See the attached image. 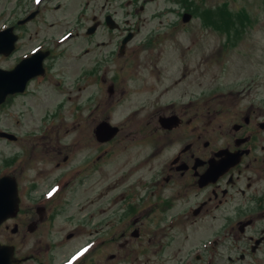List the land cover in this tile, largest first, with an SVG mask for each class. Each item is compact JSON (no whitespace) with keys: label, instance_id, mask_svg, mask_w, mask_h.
I'll return each mask as SVG.
<instances>
[{"label":"flooded vegetation","instance_id":"obj_1","mask_svg":"<svg viewBox=\"0 0 264 264\" xmlns=\"http://www.w3.org/2000/svg\"><path fill=\"white\" fill-rule=\"evenodd\" d=\"M201 1H179V20L175 22V9L169 7L174 0H0V71L13 73L12 80L25 81L22 91L9 93L0 103V116L7 111L8 117L14 118L15 111L19 112L12 127L0 128V140L6 142L8 151L0 177L16 178L20 196L18 215L0 226V243L14 248L13 257L18 264H80L87 258L84 254L74 256V202H59L63 190L74 183V173L79 176L83 172L77 167L61 173L44 188L43 182L31 175L40 167L46 170L48 162L42 157L52 153L49 164L54 172L62 166L55 159L61 151L58 149L57 153L52 145L51 134L59 125L64 106H49L39 97L45 91H52V96L57 97L66 81L74 92V76L71 78L63 70L69 66L74 70V63L79 65L86 58L89 71L78 80L100 78L106 83L108 78L125 81L127 77L131 84L137 83L135 93L118 90L122 101L114 102L112 111L131 110L123 127L131 121L128 132L139 141L134 148L141 152L142 142L146 141L151 145L149 158L158 162L150 179L139 181L145 186L141 199L142 191H138L127 201L131 210L126 211L127 205L122 203L125 193L109 198L108 206L101 209L106 216L104 225L115 215L120 216L119 221L126 220L127 213L132 214L137 208L131 221L141 224L145 216L152 217L150 220L157 226L163 225L161 235L159 229L154 230L152 241L161 242L164 237L173 241L174 236L167 234L168 227L189 224L188 231L198 227L201 239L190 246L181 264H196L195 260L197 264H264V107L235 109V115L240 116L230 127H224L221 133L225 136L214 133L208 140L206 127L215 116L209 118L204 110L208 100L205 87L199 82L198 88H186L191 87L184 83L190 72L187 65L177 79L160 73L159 65L163 66L165 59L158 57L159 46L166 36L194 20ZM161 18L168 22L164 28L158 26L149 31L145 27L151 20L162 23ZM178 45L185 47L181 46V50ZM74 46L82 47L75 55ZM176 46L173 52L176 54L174 49H179L181 55L185 54L184 49L191 48L185 43ZM143 53L152 57L142 62ZM114 85L108 89L111 97L116 93ZM180 86L185 87L182 96L168 97L169 91ZM101 122L93 127V135L101 144V156L111 161V154L116 151L113 144L122 128L116 126L117 135L100 143L96 129ZM34 175L51 176L50 172ZM22 178L30 180L25 185ZM120 186L118 182L116 190ZM51 193L56 194L52 197ZM113 204L118 213L109 212ZM10 224L14 239L4 240L1 232ZM121 232L140 237L138 228ZM189 235L185 230L186 241ZM167 246L163 241L160 244L163 251Z\"/></svg>","mask_w":264,"mask_h":264},{"label":"rangeland","instance_id":"obj_2","mask_svg":"<svg viewBox=\"0 0 264 264\" xmlns=\"http://www.w3.org/2000/svg\"><path fill=\"white\" fill-rule=\"evenodd\" d=\"M179 1L181 0H174L169 4L170 8L175 9L172 15L175 22L179 20L177 12L181 9ZM143 17H147L146 14ZM160 20L162 23L151 20L145 27L149 28V31L155 30L158 26L164 28L168 22L166 18ZM165 39L162 46H159L161 54L158 57L165 59L163 66L159 65L162 70L160 73L173 75L174 79H177L185 73L183 68L187 65V70L190 72L184 83L191 87L186 88L191 90L195 88L193 85L198 88L199 82L205 87L208 100L204 110L209 118L215 116L212 118V124L206 127L208 140L214 136V133L217 137L225 136L221 131L224 127H230L234 119L240 116L235 115V109L242 110L249 105L264 107V0H203L194 20L166 36ZM178 43H185L191 48L184 49L185 54L182 53V55L179 54V49H174L175 54L173 48ZM181 46L184 45L176 47L181 48ZM81 48L76 49L74 46L72 53L74 52L75 55ZM69 57L72 58V56ZM150 57L152 55L149 56L147 53L140 56L142 62ZM112 68L111 65L110 72ZM71 69L70 66L66 67L63 72L71 78L74 76V92H71L72 87L66 81L63 91L59 92L57 97L52 96L54 95L52 91H45L46 94L39 97L49 106H56L59 103L64 106L59 125L55 133L51 134L52 145H55L57 153L58 149L61 151V155L57 154L55 159H59L62 166L54 172L53 166L49 164V157L54 154L52 153L49 157L43 156L41 148L40 154L48 165L45 167L46 170L40 167L37 171L31 172L32 179L36 177L37 181H42L43 187L46 183L53 182L61 173H68L77 167L83 172H80L79 176H74V183L63 190L62 199L59 200V202L66 200L74 202V252L85 248L87 256L80 264H181L190 246L199 243L201 239L197 226L191 228V231H188L186 227L189 224L168 227L167 234L174 238L173 241L168 240L167 237L162 239L168 245L163 251L160 248L161 239L151 240V237L154 238V230L160 231L163 225L157 226L150 220L152 217L145 216L141 219V224L131 221L138 213L137 208H133L134 213H127L126 220L119 221L120 216L115 215L110 217L111 221L108 225H104L106 216L101 209L108 206L109 198L125 193L122 203L127 205L126 211L131 210L132 207L127 204V201L131 196L139 194L138 191H142L139 197L141 199L145 193V188L142 187L145 186L139 184V181L144 183L145 180H149L155 165L158 164L157 161L149 158L151 145L146 141L142 142L141 152L134 148L139 141L128 132L131 129L129 126L132 125L131 121L123 127L131 110L112 111L113 103L122 101L118 90L122 88L126 91L133 90L135 93L137 83L131 84L127 81V77L125 81H113L108 78L106 83H102L100 78L89 79V81L78 80L82 73L89 71L87 58L79 65L74 63V70ZM100 73H103V67ZM204 73L205 76H201ZM111 74L109 73L110 76ZM127 74L131 73L127 71ZM112 83L115 84L114 97H111L108 92ZM79 87L83 90L78 91ZM184 89V86H180L169 91L168 97L178 98L182 96ZM218 95L225 97L220 99L217 98ZM222 99L224 103L220 101ZM32 104L35 105L36 102ZM37 104L40 106L38 101ZM215 111L219 113L215 115ZM18 113V110L15 111L14 118H9L7 111L1 114L0 128L3 127L2 130H5L9 126L12 127V122L19 119ZM108 117L112 125L122 128L113 144L116 151L111 154L113 158L111 161L101 156L99 151L101 144L97 143L93 135L95 124ZM143 137L146 136L143 135ZM7 153L6 142L0 140L2 171H5V161L2 160H5ZM120 155L122 158L119 157ZM66 157L68 160L65 162ZM47 172L51 174L49 178L34 175H46ZM22 180L26 185L30 179L22 178ZM116 182H121L118 190H116ZM114 208L115 204L110 206L109 212L118 213L119 211ZM89 212L91 214L88 216ZM12 227L13 225L10 224L9 229H3L5 231L1 232L4 240L14 239L11 233ZM68 228L71 227L68 226ZM135 228L140 230V237H132L129 233L121 235L122 229L130 232ZM185 230L190 234L188 241L185 238ZM96 235H99L98 238L101 239H98ZM156 248L157 251L154 252ZM21 250L24 251L23 248ZM192 260L195 258L193 257ZM193 263L198 262L195 260Z\"/></svg>","mask_w":264,"mask_h":264},{"label":"water","instance_id":"obj_3","mask_svg":"<svg viewBox=\"0 0 264 264\" xmlns=\"http://www.w3.org/2000/svg\"><path fill=\"white\" fill-rule=\"evenodd\" d=\"M188 20H189L188 18L185 19V21ZM27 64L29 65L30 63ZM12 74L13 73L0 71V103H2L5 100L6 95H8L9 93L22 91L24 88L23 84L25 83V81L24 82L22 81L20 83L16 79L12 80L10 77L12 76ZM27 77H29V75H25V78ZM8 79H11L10 82L8 81ZM118 130L119 129L117 127H114L109 122L104 121L97 127L96 137L101 142L108 141L117 135ZM19 202L20 199L18 195V185L16 180L13 177H9V176L1 178L0 179V225L6 219L15 217L18 214ZM13 251H14L13 247L2 246L0 244V264H18L19 261L13 257Z\"/></svg>","mask_w":264,"mask_h":264},{"label":"snow or ice","instance_id":"obj_4","mask_svg":"<svg viewBox=\"0 0 264 264\" xmlns=\"http://www.w3.org/2000/svg\"><path fill=\"white\" fill-rule=\"evenodd\" d=\"M37 2H39V0H37Z\"/></svg>","mask_w":264,"mask_h":264},{"label":"bare ground","instance_id":"obj_5","mask_svg":"<svg viewBox=\"0 0 264 264\" xmlns=\"http://www.w3.org/2000/svg\"><path fill=\"white\" fill-rule=\"evenodd\" d=\"M65 190V189H64Z\"/></svg>","mask_w":264,"mask_h":264}]
</instances>
